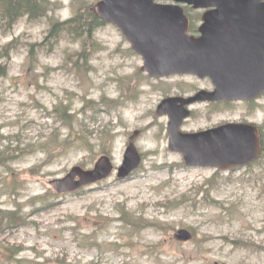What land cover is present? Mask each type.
Instances as JSON below:
<instances>
[{"label": "rangeland", "instance_id": "obj_1", "mask_svg": "<svg viewBox=\"0 0 264 264\" xmlns=\"http://www.w3.org/2000/svg\"><path fill=\"white\" fill-rule=\"evenodd\" d=\"M49 1L43 17L0 24V149L9 153L0 164V209L27 222L0 226V264H264V156L236 169L187 167L170 149V117L158 107L191 95L197 78L149 76L113 23L94 29L90 52L83 51L87 34L47 38L54 22L101 0ZM61 105L71 116L62 118ZM235 108L234 115L221 106L210 119L194 105L183 130L246 110ZM255 116L264 121V109ZM71 125L79 134L54 150L53 139L67 138ZM136 130L143 162L119 178ZM103 155L115 164L110 178L66 193L51 184L74 166L93 168ZM181 229L191 238L178 236ZM13 249L20 252L11 258Z\"/></svg>", "mask_w": 264, "mask_h": 264}, {"label": "water", "instance_id": "obj_2", "mask_svg": "<svg viewBox=\"0 0 264 264\" xmlns=\"http://www.w3.org/2000/svg\"><path fill=\"white\" fill-rule=\"evenodd\" d=\"M176 1L195 7L226 4L217 12H209L231 20L220 28H211L226 38L215 40L216 48H211L189 35V19L180 5H160L154 0H101L94 10L101 19L122 29L143 56V70L151 77L211 75L217 85L212 94L215 100L252 98L264 90V38L262 41L260 36L261 31L264 33L263 0ZM254 31L259 35L255 46L250 36ZM213 57L215 60H211ZM200 98V94L168 97L158 107V114L170 117V148L182 153L186 165L228 169L258 159L261 141L258 128L252 124L228 123L203 132L182 131L184 120L191 115L188 105ZM139 134L136 130L130 137L123 164L118 168L119 178L128 177L143 161L135 144ZM114 171L111 157L103 155L93 168L74 166L65 177L53 179L51 184L60 193L74 192L109 178ZM178 236L190 239L192 234L181 229Z\"/></svg>", "mask_w": 264, "mask_h": 264}, {"label": "flooded vegetation", "instance_id": "obj_3", "mask_svg": "<svg viewBox=\"0 0 264 264\" xmlns=\"http://www.w3.org/2000/svg\"><path fill=\"white\" fill-rule=\"evenodd\" d=\"M156 4L160 5H180L184 8L186 15L189 19V29L188 34L191 36H196L197 38L201 39L203 41V44H209L210 47L216 48L215 40H220L221 37L226 38V36L223 34L221 35V31H212L211 28H220L221 26L226 25L227 23H231V20H228L224 18L223 16H220V13H209L217 12L220 10L221 6L224 5H215V6H200L195 7L193 4H189L188 2H178L176 0H154ZM264 3V0L262 1ZM253 24L256 27V20H252ZM252 38V45H256L257 40L259 38V35L256 33V31L252 32L250 34ZM261 40L263 41L264 33L261 31ZM244 35H241V38H243ZM219 43V41L217 42ZM211 60H215V57L211 58ZM194 76L197 78L198 82H200V85L198 84L197 88H195L193 93L189 96H183V97H191L196 94H200V99L196 102H193L192 104L188 105V107H192L194 105H200L204 106L207 109L208 116L214 117L216 115H219L221 111V106H227L230 107V109L233 110V114L235 115L237 105H243L246 107V110L243 112V114H240L239 117H229L225 120H218L217 122H214L215 124L209 125L203 129H200L198 131L203 132L212 128H218L220 126L226 125L228 123H244V124H252L258 128L260 141H261V158L264 156V121L258 120V118L255 116L257 113V110H263L264 109V90H262L258 95L252 97V98H244V99H238V100H215L212 96V94L217 90V85L214 81V78L211 75H192V74H174L169 77L174 76ZM167 77V78H169ZM181 96V95H176ZM193 112V109H191ZM184 125V124H183ZM256 160V161H258ZM250 165V164H249ZM248 166V165H246ZM244 166H238L233 167L234 169L240 168Z\"/></svg>", "mask_w": 264, "mask_h": 264}, {"label": "trees", "instance_id": "obj_4", "mask_svg": "<svg viewBox=\"0 0 264 264\" xmlns=\"http://www.w3.org/2000/svg\"><path fill=\"white\" fill-rule=\"evenodd\" d=\"M49 0H0V24L2 26H9L12 27L17 23V21L27 15L29 18H40L48 14L49 7H50ZM105 21L98 17L96 12L94 11L93 7L90 5L82 6L79 8L77 14L70 19L65 21H56L53 23V27L50 31V34L47 38L56 37L62 35V33L68 32L71 35L78 37L82 34H87L88 37L84 41L83 44V51L90 52L87 46V41L91 38V35L94 29L102 24ZM83 35V36H84ZM13 46V42L9 43L4 50H7ZM35 51V50H34ZM3 66H1L2 68ZM60 107L66 108V106L61 105ZM65 112L66 115L62 116V118L66 119L68 116H71L68 112ZM63 111V110H61ZM74 133L78 135V131H76L75 127L71 125L70 133L68 134L67 138L60 139V137H56L53 139V149L58 151H64L67 146L70 144L71 139L74 137ZM92 133V132H91ZM85 144L91 146L92 144L90 141L84 136L80 135V137ZM52 150V149H51ZM103 150V147H102ZM106 152L108 150L104 149ZM8 151H3L0 149V164L7 162L9 159ZM51 154V151H50ZM125 219H128L131 223H134L135 226L139 227L143 223L142 220L137 219L134 215L129 212L125 213ZM27 224L26 219L24 221V217H21L16 212H9L6 213L0 209V226L5 227L6 225L12 226V224ZM13 253L11 254V258H14L16 254L20 251L17 249H13Z\"/></svg>", "mask_w": 264, "mask_h": 264}]
</instances>
